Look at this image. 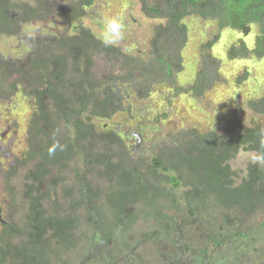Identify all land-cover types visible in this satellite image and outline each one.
Listing matches in <instances>:
<instances>
[{
	"label": "trees",
	"instance_id": "obj_1",
	"mask_svg": "<svg viewBox=\"0 0 264 264\" xmlns=\"http://www.w3.org/2000/svg\"><path fill=\"white\" fill-rule=\"evenodd\" d=\"M137 1L154 21L148 59L121 42L105 47L83 23L95 0H0V32L48 15L63 24L29 42L27 73L7 60L0 67L3 91L14 76L33 86L28 144L7 167L0 156V264H127L128 247L115 237L138 221L151 227L138 244L149 235L152 250L157 240L171 246L161 264H264V161L231 166L240 151L264 152V94L245 103L249 125L236 113L209 129H169L147 150L113 119L137 117L130 98L150 97L154 85L194 101L220 85L262 81L252 63L264 60V0ZM108 2L106 13L121 19L126 0ZM190 18L218 33L202 44L193 81L180 83ZM224 30L238 35L213 51Z\"/></svg>",
	"mask_w": 264,
	"mask_h": 264
},
{
	"label": "rangeland",
	"instance_id": "obj_2",
	"mask_svg": "<svg viewBox=\"0 0 264 264\" xmlns=\"http://www.w3.org/2000/svg\"><path fill=\"white\" fill-rule=\"evenodd\" d=\"M108 1L95 0V4L88 9V14L83 21L86 26L95 28L101 37L102 25L97 24L96 21L99 17L101 19L110 17V14L106 12L111 10L109 4L113 5L114 2ZM126 2L127 4L123 9V17L120 19L124 24L125 31V39L121 41V45L127 49L130 55H134L135 57H143L145 55V57L148 56V59L152 38L151 27L154 21L143 14L137 0H126ZM44 14L46 16V12ZM19 22H21V26H19V29L17 27L13 34L0 32V67L3 64V60H7L10 66L14 63L18 65L19 69H22V72L27 73L30 63L29 56L32 52L31 49L34 48V46L31 48L29 42L38 41L39 38L44 37L47 31H50V33H60L63 29V24L54 15L46 16L41 22H22L21 19ZM187 25L190 29L189 40L183 51L186 71L182 75L183 80H179L180 83H190L193 81L200 68L199 64L201 61L199 59L202 44L218 33L215 23L201 19L190 18L187 20ZM228 31L224 30L222 35V39L224 38V40L219 45H216L213 51L216 49L225 50L230 41L238 35L235 32ZM223 58H226L225 54ZM252 64L258 69L259 73H264V60L257 61V63H254L253 60ZM240 65L241 63H237L231 70L234 72L238 71ZM15 73L19 74L18 71H15ZM15 79L16 77L14 76L13 80ZM143 83L146 85L149 82ZM220 86H222L220 87L222 91L215 90L213 93H206L201 98L194 96L196 100L192 101L187 100L186 97L176 98L175 93L170 92L165 84L154 85L155 91L150 97L140 100L134 97L130 98L129 101L132 103L134 110L133 114L138 115L137 117L132 115L134 118L130 121H123L121 115L114 116L113 119L118 121L121 129L131 130L138 139L144 142V144L138 147L140 150L151 148L153 141H156L153 138L166 134L169 129L171 133H175L182 126L188 125H196L200 128L209 129L210 127H217L218 122L231 118L236 113L249 125L252 113L246 108L245 103L251 97H259L264 94V79L249 84L245 83L236 90H233L234 87L230 85ZM32 87L31 84L25 83L21 85L22 92L12 94L9 98L8 95L10 96V94L5 92L4 89L3 96H0V148L2 147V154L7 153L5 155L6 158L3 160L6 167L13 162L14 156L22 152L26 148V144H28L25 141L28 137L26 126L32 108V100L30 101L22 93L31 92ZM3 88L4 84L2 90ZM137 112L139 113L137 114ZM164 115H166V119L157 123L155 117ZM256 160V155L253 152L240 151L235 160L231 162V166L233 169L240 171L244 170L249 162ZM2 187L1 178L0 202L4 191ZM3 207H5V204L1 203L0 216H2L3 211L1 212V208ZM139 227V224L135 225V228ZM125 240L130 243L135 241L134 238L129 236ZM120 241L122 239H118L116 242ZM167 250L171 249L167 248ZM140 251L143 264H161L155 250L143 247L142 249L140 248Z\"/></svg>",
	"mask_w": 264,
	"mask_h": 264
},
{
	"label": "flooded vegetation",
	"instance_id": "obj_3",
	"mask_svg": "<svg viewBox=\"0 0 264 264\" xmlns=\"http://www.w3.org/2000/svg\"><path fill=\"white\" fill-rule=\"evenodd\" d=\"M11 84V90L7 93L10 94V96L8 95V97L10 98L12 96V94H15V93H19V92H22V89H21V85L22 83H20L19 81H16V79L13 81L11 80L10 82ZM0 96H3V90H2V86L0 87ZM6 94V93H4ZM25 97H28L29 100L31 101L33 98H32V91L29 92V93H22ZM135 141L138 142V147L141 146L142 144H144V142H142L140 139H135ZM155 144V141H153L152 145ZM7 153H3L2 154V147L0 148V156H4L3 158H6V155ZM2 178V175L0 173V180ZM3 189V187H2ZM147 223H150L149 221H138L136 223H134L133 225L129 224V227L126 228V230L124 231L125 234L122 235V238L121 237H118V236H114L115 239H122V242L128 247V252L127 254L125 255V257H128L127 258V264H143V261L141 259V251H140V248L142 249L143 247H148V245L150 244L148 241H147V238L148 239H152L153 237L151 236H147L146 239H144L143 242L139 243L138 242L140 241V239H142L143 235L145 234L144 231H150L151 227L149 224ZM139 224L140 227L139 228H135V225ZM137 232H140V233H137ZM131 233V234H130ZM130 234V235H128ZM131 237V238H134L135 241L133 243H130L128 241L125 240L126 237ZM98 238H101L100 235H98ZM121 242V241H120ZM119 243V242H118ZM132 247L133 249V253H134V257L133 259L131 260L130 257L128 256V254L130 253V251L132 249H130ZM157 247L158 249L156 250L155 249V252H156V255H157V258L159 260V262L161 263L163 261V258L159 256V254H162L164 253L166 255V257L168 256V250L167 248L171 249L170 245L168 244V246H166V243L165 244H162V241L161 240H157ZM95 252L96 250L92 249V255H95ZM97 253V252H96ZM158 253V254H157ZM124 260V259H122Z\"/></svg>",
	"mask_w": 264,
	"mask_h": 264
},
{
	"label": "clouds",
	"instance_id": "obj_4",
	"mask_svg": "<svg viewBox=\"0 0 264 264\" xmlns=\"http://www.w3.org/2000/svg\"><path fill=\"white\" fill-rule=\"evenodd\" d=\"M125 39L124 24L117 17H108L102 21V38L101 43L105 47L115 46ZM262 135H264V130H262ZM264 147V144H262ZM258 161H264V152H262L258 157Z\"/></svg>",
	"mask_w": 264,
	"mask_h": 264
}]
</instances>
